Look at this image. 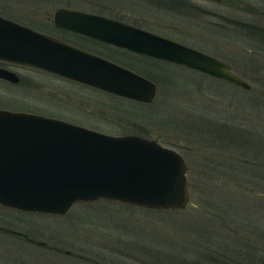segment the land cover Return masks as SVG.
<instances>
[{
  "label": "rangeland",
  "instance_id": "rangeland-1",
  "mask_svg": "<svg viewBox=\"0 0 264 264\" xmlns=\"http://www.w3.org/2000/svg\"><path fill=\"white\" fill-rule=\"evenodd\" d=\"M141 1L0 0V10L30 24L21 14L37 13L39 5L45 6H39L41 16L61 4L124 16L141 8L149 14ZM190 1L225 19L166 9L161 14L176 26L166 34L227 62L248 88L103 47L104 56L155 82L150 103L13 63L3 65L19 81L0 79V108L141 135L174 148L185 161L187 203L148 209L100 199L75 203L62 215L0 205V224L31 238L0 231V264H255L264 255V70L252 69L264 67V50L244 25L264 26V0Z\"/></svg>",
  "mask_w": 264,
  "mask_h": 264
},
{
  "label": "water",
  "instance_id": "water-1",
  "mask_svg": "<svg viewBox=\"0 0 264 264\" xmlns=\"http://www.w3.org/2000/svg\"><path fill=\"white\" fill-rule=\"evenodd\" d=\"M219 1V0H214ZM54 23L134 52L248 88L218 57L102 15L58 7ZM0 60L42 69L101 91L150 103L156 84L100 55L0 15ZM0 77L17 81L0 66ZM97 199L152 209L187 203L185 161L174 148L131 133L112 134L39 113L0 108V205L65 214ZM0 231L31 240L0 224Z\"/></svg>",
  "mask_w": 264,
  "mask_h": 264
},
{
  "label": "flooded vegetation",
  "instance_id": "flooded-vegetation-1",
  "mask_svg": "<svg viewBox=\"0 0 264 264\" xmlns=\"http://www.w3.org/2000/svg\"><path fill=\"white\" fill-rule=\"evenodd\" d=\"M208 1H212V2L216 3V2H219L221 0H219V1L208 0ZM229 1H239V0H229ZM141 2H142L143 6H146V9H143V8L142 9L147 10L149 12V14L141 11L140 10L141 8L137 9V13H135V14H127V16H124V14H119V13L106 14V13H103V12H100L97 10H87L85 8L78 7L77 5L76 6L75 5L74 6H66V5L61 4L59 6H56L51 13L45 14L44 16L40 15L41 7H39V6L45 7L43 5L38 6L37 13H23V14H21L24 17H27V18L30 17V19H29V20H31L30 24H27V22L26 23L23 22L24 19L23 20L18 19L19 18L18 16L10 17L6 14H3L1 12V10H0V13H2V14H0V15L7 17V18H10V19L17 21L19 23H22L24 25H27V26H29V27L37 30V31H40V32L49 34L51 36H54L55 38L63 40V41H65L69 44H72L78 48H81L85 51L100 55V56L105 57L107 59H110V58H108V57L104 56V54H102V52H104V51L101 50V47L111 48L113 50H118L119 52H121L123 54L125 53L126 55H130L131 57L135 56V58H139V59L144 57L146 59H149L150 61L159 60L162 62H167V61L160 60V59H157V58L145 55V54H141L138 52H134V51H131V50L119 47V46H115L114 44L92 38L88 35L79 33L77 31L66 29L62 26H58L54 23L53 13H54L56 8L64 7V8H68V9H72V10L98 14V15H102V16H105V17H108V18H111L114 20L125 22V23L133 25L135 27H138V28L147 30L149 32L156 33V34H159V35L171 38V39H174V38L168 36V34H166L165 31H168L171 29L174 30V29H176V26L169 23V22H166L167 16L161 14L166 9L172 10V11H177L180 13L185 11L184 13L190 14L191 16H194L197 18L202 17L201 19H203V15H199L201 13H205V15H211L214 17H222L223 19H225V16L220 14L219 12L211 10V9H207L205 7H202V6L198 5L197 3L190 1V0H142ZM88 3H90V1ZM93 4H96V3H93ZM137 4H138V2H137ZM142 5H140V6H142ZM100 6L104 7L103 9H105L106 11L107 10L109 11V9L111 10V8H112V5H110L109 3L108 4L104 3L103 5H100ZM114 11H116V10L114 9ZM42 17L44 19H42ZM56 33H59L60 36H56ZM192 34H193V32H192ZM174 40H176V39H174ZM176 41L182 42L180 40H176ZM182 43L189 45V46H192L191 44H187L186 42H182ZM192 47H194V46H192ZM194 48H196V47H194ZM199 50H201V49H199ZM204 52H206V51H204ZM110 60H112V59H110ZM112 61H114V60H112ZM114 62H116V61H114ZM4 63H13V62H7V61L0 60V66L9 69L8 67L3 65ZM116 63H118V62H116ZM167 63H170V62H167ZM13 64H18V63H13ZM171 64H173V63H171ZM18 65H22V64H18ZM174 65H177V64H174ZM22 66H26V65H22ZM26 67H30V66H26ZM125 67H127V66H125ZM31 68H34V67H31ZM34 69H38V68H34ZM230 69H231V67H230ZM38 70H42V69H38ZM42 71H45V70H42ZM13 72L17 76V81H15L13 83H17L20 79V75H18L15 71H13ZM45 72H48V71H45ZM48 73H50V72H48ZM144 76L147 77L146 75H144ZM0 79L8 81V82H12V81L6 80V79L1 78V77H0Z\"/></svg>",
  "mask_w": 264,
  "mask_h": 264
},
{
  "label": "trees",
  "instance_id": "trees-1",
  "mask_svg": "<svg viewBox=\"0 0 264 264\" xmlns=\"http://www.w3.org/2000/svg\"><path fill=\"white\" fill-rule=\"evenodd\" d=\"M244 25H246L247 26V28H248V31L250 32V35H252V36H254V37H256V39L260 42V44H262V51L264 50V26L262 25V24H258V23H245ZM260 39V40H259ZM249 54V53H248ZM260 54H264V51H263V53H260ZM254 55H257V53H255ZM249 59H251V58H255L254 56L252 57L251 56V54H249ZM154 63H164V64H171V63H167V62H162V61H159V60H154L153 61ZM255 63V64H254ZM257 63L258 62H256V61H254V62H252L251 63V65L253 64V65H257ZM174 65V64H173ZM252 65V66H253ZM252 69H254V70H257V71H260V70H264V67L263 66H261L260 68L259 67H255V68H252ZM264 72V71H263ZM262 79H264V78H262ZM264 81V80H263ZM264 85V84H263ZM128 101H133V100H128ZM135 102V101H134ZM94 201H100V199H98V200H94ZM102 201H107V200H102ZM89 202H93V201H88V202H83V203H81V204H86V203H89ZM108 202H111V201H108ZM2 207V206H1ZM141 208H143V207H141ZM9 209V208H8ZM148 209H152V208H148ZM9 210H13L14 211V209H9ZM16 211V210H15ZM18 212H20V213H34V212H22V211H18ZM40 214V213H39ZM28 235V234H27ZM14 236H17V235H14ZM28 236H30V235H28ZM20 238H23V237H21V236H19ZM23 239H25V238H23ZM247 248V247H246ZM245 248V249H246ZM261 258V259H260ZM260 258H259V256H258V260L255 262V264H264V255H262V257L260 256ZM249 261V260H248ZM251 262V261H250ZM219 264H226V263H224V262H222V263H219Z\"/></svg>",
  "mask_w": 264,
  "mask_h": 264
}]
</instances>
